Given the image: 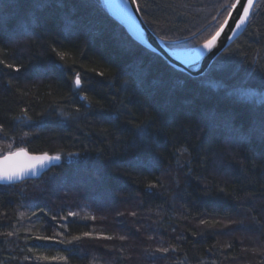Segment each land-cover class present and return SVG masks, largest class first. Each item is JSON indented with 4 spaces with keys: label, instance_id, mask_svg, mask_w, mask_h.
I'll list each match as a JSON object with an SVG mask.
<instances>
[{
    "label": "trees",
    "instance_id": "obj_1",
    "mask_svg": "<svg viewBox=\"0 0 264 264\" xmlns=\"http://www.w3.org/2000/svg\"><path fill=\"white\" fill-rule=\"evenodd\" d=\"M89 2L90 7L78 8L76 14L91 22L68 35L62 13L34 10L29 0H0V19L6 22L0 29V47L8 52L0 58L21 66L19 73L0 66V123L9 133L0 141L16 143L32 154L57 150L64 154L39 178L0 185V261L62 264L24 259L62 255L69 257L68 264H105V258L108 264H130V241L140 240L145 245L141 264H260L264 141L257 135L236 143L213 125L229 116L245 129L257 124L264 67L247 61L256 53L264 55V36L257 43L255 37L241 34L203 76L191 77L136 43L101 0ZM137 2L159 37L188 46L196 45L195 40L183 37L199 35L215 22L213 17L222 19L223 7L231 0ZM254 13L249 31L264 33L262 0ZM36 17L38 23L33 24ZM51 47L71 53L68 63L81 73L86 88L82 94L89 96L90 107L72 92V73L57 66L61 62ZM221 66L224 71L218 70ZM208 79L218 82L220 89H209ZM226 88L237 95L226 97ZM24 108L31 121L23 117ZM145 124H151L150 147L145 146L149 137L135 127ZM181 147L188 149L184 156L177 151ZM157 179L162 186L149 189L147 185ZM90 199L107 202V210L118 203L130 209L106 222L77 217L60 221L69 211L80 210L83 202L93 206ZM19 211L28 212L32 225L27 229ZM132 211L138 215L132 216ZM53 215L57 220L51 219ZM58 222L67 223L68 230L56 228L63 234L55 240L68 241L85 231L94 234L99 228L114 238L35 248L55 244L34 237L53 235L51 225ZM8 232L15 234L7 236ZM124 234L130 237L121 241ZM173 247L177 251L172 252ZM157 248L170 249L166 258L155 252ZM156 258L160 261L154 262Z\"/></svg>",
    "mask_w": 264,
    "mask_h": 264
},
{
    "label": "snow or ice",
    "instance_id": "obj_2",
    "mask_svg": "<svg viewBox=\"0 0 264 264\" xmlns=\"http://www.w3.org/2000/svg\"><path fill=\"white\" fill-rule=\"evenodd\" d=\"M264 2V0H262ZM29 3L34 10H55L57 12L62 13V24L68 33V35L74 34L81 26H87L91 21L85 19L83 17H77V9L78 8H88L90 7L89 0H29ZM132 3L135 5V10L138 13L142 12L140 4L137 0H132ZM257 6V0H231L230 3H226L223 7L224 12L226 13L222 19H217L213 17L215 21L210 26H205L204 30L197 35L193 33L192 36L183 37L186 41L195 40L196 47L193 50L194 58L198 59L200 56L204 54L205 51L209 53H213L214 50H218L219 47L223 46L224 41L233 40L234 38L239 37L241 34L247 33L251 37H255V41L257 43L261 42V37L264 36V33H260L258 31L250 32L249 29L252 27V20L254 18V9ZM109 7H117L114 4H110ZM5 21L0 19V29L5 26ZM38 23V17L33 19V24ZM147 23V21H145ZM206 33V35H205ZM204 37V38H201ZM160 39L162 41H166L170 46L175 42L171 39H167L164 36H161ZM249 49L251 46L249 45ZM51 52L55 55L56 58L61 62L57 66L65 72L72 73L70 77L72 92L75 96L79 97L80 100L88 102L87 106H91V101L87 94H82L86 92L85 83L82 80L81 73L76 71L74 67L69 65L68 61L71 58V53L68 51L57 50L55 47H51ZM8 55L7 49L4 47H0V57H5ZM242 55L247 60L248 53L244 52ZM254 67L260 65L264 67V55H260L256 53L250 61H247ZM75 63V61H73ZM227 63V62H226ZM0 66L6 69H12L13 71L19 73L21 71V66L15 65L13 63H9L6 59L0 58ZM219 71H224V66H221ZM92 71H95L93 69ZM99 76H104L103 72L96 73ZM11 84V81H8ZM127 83V82H125ZM159 87L160 85H154ZM206 86L209 89H217L219 90L221 85L213 79H208L206 82ZM264 88V77L261 78V85ZM237 95L235 89L226 88L225 96L228 98H234ZM115 100V97H113ZM260 108L257 113H255V119L257 124L245 129L243 126H237L234 119L229 116L223 119L220 123L214 124V129H219L222 133L226 134V136L240 144L247 143L250 139L255 136H259L261 141H264V93H262L259 97ZM75 111L79 113L80 109L76 108ZM23 117L31 121L32 117L28 115V109H21ZM131 114V113H129ZM13 119H19V117H13ZM136 128L139 129V134L141 136H148L149 139L145 142L146 147L151 146V124H145L143 127L140 125H135ZM9 133L5 130L4 123H0V140L7 138ZM28 133H24V136H28ZM9 150L3 154H0V185H13L18 181H25L30 176L37 175L40 171L44 169H50V166H55L63 159V153L59 150L55 151L54 154H49V152L45 151L40 154H32L25 147H16L12 148L11 144L8 145ZM177 151L180 153V156H184V154L188 151L187 148H178ZM70 156L79 157V153H70ZM79 162V161H78ZM179 163V160L177 161ZM162 186L159 184V179H157L156 184H148L147 187L149 189H154L157 186ZM43 211V209L41 210ZM35 214V213H34ZM47 214V213H46ZM6 215V214H5ZM122 215V214H121ZM132 216H135L136 213L132 212ZM20 216L23 217L24 213H20ZM78 213L74 211H69L66 216H61L60 221H68L69 217H77ZM91 219L95 220V216L91 217H81V219ZM53 221L57 220V216H51ZM207 221L201 220V224H206ZM54 232L53 235H39L34 237L38 241H53L56 236H60L63 233L56 232L55 229H63L65 231L68 230L67 223L58 222L56 225H51ZM14 232H8L7 236L14 235ZM84 238L89 239H107L111 240L114 237L106 236V235H94L92 231H85L81 235L72 236L71 240L59 239L55 240V244H37L35 248L41 247H54L56 245L65 244V243H73L76 241H80ZM151 239V237H149ZM121 240L126 239V237L121 236ZM231 247V245H228ZM65 251L70 253H75V248H66ZM170 251L169 248H157L155 250L156 253H161V258H166V254ZM172 252L177 251L176 248L171 249ZM155 255V253H153ZM35 259L36 261H49V262H62V264H68L69 257L62 255H34V257L25 256V260ZM0 264H3L0 261ZM260 264H264V260L260 262Z\"/></svg>",
    "mask_w": 264,
    "mask_h": 264
},
{
    "label": "water",
    "instance_id": "obj_3",
    "mask_svg": "<svg viewBox=\"0 0 264 264\" xmlns=\"http://www.w3.org/2000/svg\"><path fill=\"white\" fill-rule=\"evenodd\" d=\"M102 1L105 6H107V12L110 14V16L136 43L161 57L162 60H164L175 70L191 77L203 76L209 70L212 64L222 55V53L225 52V50L238 38L237 37L233 40L224 41L223 46L219 47L218 50H214L213 53L205 51L204 54L198 59L183 58L176 54L175 50L171 49L166 41H162L160 37L154 31H152L149 25L145 23L142 13H138L135 10V5L132 3V0H125L130 12V17H128L127 14L122 10H119L118 8H111L106 5V0ZM52 167L53 166H50V169ZM48 170L49 169H44L37 175L30 176L26 180L39 178ZM21 182L24 181H18L15 184Z\"/></svg>",
    "mask_w": 264,
    "mask_h": 264
},
{
    "label": "rangeland",
    "instance_id": "obj_4",
    "mask_svg": "<svg viewBox=\"0 0 264 264\" xmlns=\"http://www.w3.org/2000/svg\"><path fill=\"white\" fill-rule=\"evenodd\" d=\"M101 5L108 11L107 6H105V4L103 3V1L101 2ZM196 46L197 45H194L193 42H191V44H189L188 46H182V45L176 46V45H172L170 48L173 49V50H175V51H192V50H194V48ZM9 144H11V146H12L13 149H15L16 147H21L20 145H18L16 143H12V142L10 143V142H2V141H0V154H3V153H5V152H7L9 150V148H8V145ZM103 200H105V199H103ZM90 202H91V204L93 206H89L88 204H90V203H88V201L79 204L78 207H81V208H79L80 210L75 211V212L78 213V216H77V219L78 220L86 221L87 219H81V217H91V216H95L96 217L95 220H91L90 218L89 219L92 222H94V223H96V222L98 223L99 221L104 222L105 220H107L108 218H110V216H112V217H115V216L118 217L119 214L121 215L122 213H124V210L126 211V210H129L130 209L128 207H125V205H123L121 203H118V204H115L113 207L111 205H109V207H112V208L110 210H107L106 209V203L107 202H105V201H101V200H97V199L96 200L95 199H90ZM92 207H94V208H92ZM19 212L20 213H24V216L23 217H21L20 216V213H19V218H20L21 221L27 223V224H24V228L27 229V227L30 226V224L32 223V221H31V223H29V221L31 220L30 217L27 218L28 212L27 211H19ZM132 212H134V211H132ZM137 215H138V213H136V216ZM26 218H27V220H26ZM99 218H100V220H99ZM102 222H100V223H102ZM224 224L226 225L227 222H225ZM98 226L99 225H97L93 229L95 230V229L99 228ZM99 229L96 230V232L94 233V235H104V234H102V232ZM51 230L54 232L53 228H51ZM124 235H125L126 239L121 240V241H126L130 237L127 234H124ZM56 237L58 238L59 236H56ZM57 240H59V239H57ZM95 240L107 241V239H95ZM143 245L144 244L140 240H131L130 241V244H129L130 250H129V254H128L129 255L128 256V260L129 261L131 260L130 264H141V262H140V259H141L140 258V254H141V252L143 250ZM156 259H157V261H154V262H159L160 261L158 258H156ZM106 260H107L106 258L103 259L102 260V263H105V264L107 263L108 264V261H106Z\"/></svg>",
    "mask_w": 264,
    "mask_h": 264
},
{
    "label": "bare ground",
    "instance_id": "obj_5",
    "mask_svg": "<svg viewBox=\"0 0 264 264\" xmlns=\"http://www.w3.org/2000/svg\"><path fill=\"white\" fill-rule=\"evenodd\" d=\"M114 4L119 10H122L124 13L127 14L128 17H130V12L127 6V3L125 0H106V5ZM113 8V7H111ZM176 54L183 58H194L193 56V50L192 51H175Z\"/></svg>",
    "mask_w": 264,
    "mask_h": 264
}]
</instances>
